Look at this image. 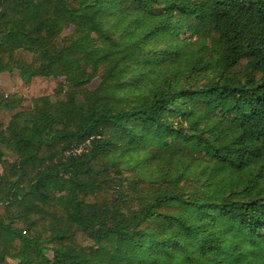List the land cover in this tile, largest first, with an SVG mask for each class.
I'll use <instances>...</instances> for the list:
<instances>
[{
	"label": "trees",
	"instance_id": "1",
	"mask_svg": "<svg viewBox=\"0 0 264 264\" xmlns=\"http://www.w3.org/2000/svg\"><path fill=\"white\" fill-rule=\"evenodd\" d=\"M15 71L0 264H264V0H0Z\"/></svg>",
	"mask_w": 264,
	"mask_h": 264
},
{
	"label": "rangeland",
	"instance_id": "2",
	"mask_svg": "<svg viewBox=\"0 0 264 264\" xmlns=\"http://www.w3.org/2000/svg\"><path fill=\"white\" fill-rule=\"evenodd\" d=\"M64 34H68L69 31H64ZM193 40L190 42L191 48ZM63 82V79L55 78H43L40 76H33L29 81H25L18 71L12 73L0 74V90L5 95L15 94L21 99V105L24 108L31 107L35 100L41 97H48L50 104L53 107L56 102V89L59 84ZM96 82L92 84L90 88H95ZM5 158L9 161L15 160V157L9 153L5 148ZM124 178H130L128 172L123 173ZM49 258L52 257V251L47 252ZM10 264H16L15 261L9 260Z\"/></svg>",
	"mask_w": 264,
	"mask_h": 264
}]
</instances>
